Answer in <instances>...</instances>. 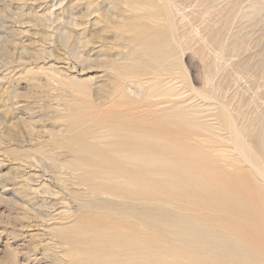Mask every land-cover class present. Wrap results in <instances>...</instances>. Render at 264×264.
I'll list each match as a JSON object with an SVG mask.
<instances>
[{
    "label": "rangeland",
    "instance_id": "1",
    "mask_svg": "<svg viewBox=\"0 0 264 264\" xmlns=\"http://www.w3.org/2000/svg\"><path fill=\"white\" fill-rule=\"evenodd\" d=\"M171 1L0 0V264H264V0Z\"/></svg>",
    "mask_w": 264,
    "mask_h": 264
},
{
    "label": "bare ground",
    "instance_id": "2",
    "mask_svg": "<svg viewBox=\"0 0 264 264\" xmlns=\"http://www.w3.org/2000/svg\"><path fill=\"white\" fill-rule=\"evenodd\" d=\"M173 1H171L172 4H173ZM169 2H167V4ZM170 14L173 17L174 12L173 14L172 13ZM172 17H171V20H172ZM166 25H167V22H166ZM171 27H172V24H171ZM154 33H156V31ZM210 180H211V186H213L212 192L215 193L217 191L216 188L220 189L219 193L222 194L221 198L225 200V203L229 209L238 211L240 215L243 217V220H254L253 222L254 224L252 226L247 225V224L229 223V227L227 229H230L231 232H233L239 238V240L241 241V242L239 241V243H242V242L247 243L255 253H257L260 257H262V259H264V204L261 203L260 197H256V195L251 196L250 193L248 192V188L242 185L241 183L228 182L224 184L222 179L219 177V175H217L214 172H212ZM233 190H236L238 192L237 197L232 196Z\"/></svg>",
    "mask_w": 264,
    "mask_h": 264
}]
</instances>
